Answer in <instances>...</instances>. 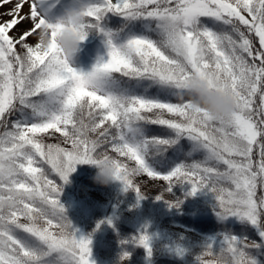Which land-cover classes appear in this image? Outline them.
<instances>
[{
  "label": "snow or ice",
  "instance_id": "obj_1",
  "mask_svg": "<svg viewBox=\"0 0 264 264\" xmlns=\"http://www.w3.org/2000/svg\"><path fill=\"white\" fill-rule=\"evenodd\" d=\"M79 2L88 5L84 38L102 33L108 49L88 72L38 40L47 20ZM9 14L0 23V264H94L91 239L77 236L60 196L77 165L102 161L141 198V175L167 182L166 192L185 182L191 195L210 189L222 221L255 230L258 239L208 238L197 264H262L264 0H18ZM25 20L32 27L10 35ZM193 77L233 96L231 118L193 110L183 98ZM149 125L170 135L150 136ZM184 140L186 158L202 160L169 156ZM139 243L150 255V237Z\"/></svg>",
  "mask_w": 264,
  "mask_h": 264
},
{
  "label": "trees",
  "instance_id": "obj_2",
  "mask_svg": "<svg viewBox=\"0 0 264 264\" xmlns=\"http://www.w3.org/2000/svg\"><path fill=\"white\" fill-rule=\"evenodd\" d=\"M161 98L165 99L163 96ZM147 130L150 136L170 135V131L162 126L149 125ZM157 131L162 132L159 134ZM181 143L182 151L179 154L175 151L169 153L177 162L203 159L201 153H193L192 157L186 158L185 154L192 151L193 145L187 140ZM125 162L132 164L131 161ZM81 167L76 176L70 175V179L77 178L82 187L77 195L92 203V197L88 194L94 192L97 201L104 203L107 210L104 214H97V219L105 218L110 222L105 241L107 247L110 249L121 243L124 251V255H110L112 264H197L196 257L207 241L204 237L211 236V233L219 235L220 232L233 230L231 232L236 235H248L252 239H258L252 233H247L251 226L238 218L230 217L222 221L217 215L218 202L214 207L210 203L201 202L200 196L190 194L192 185L187 182L176 184L171 192H166L167 182L141 175L134 181L143 192L141 198V194L133 188L125 190L120 181L116 180L108 185L96 182L94 177L98 169L95 165L82 164ZM162 195L164 198H158ZM198 198L199 204L203 203L205 207L194 204ZM175 202H179V207L173 206ZM143 235L150 237V255L148 249L139 243ZM180 249L183 254L178 251ZM183 257L186 261L181 260ZM260 260L264 264V256H260Z\"/></svg>",
  "mask_w": 264,
  "mask_h": 264
},
{
  "label": "rangeland",
  "instance_id": "obj_3",
  "mask_svg": "<svg viewBox=\"0 0 264 264\" xmlns=\"http://www.w3.org/2000/svg\"><path fill=\"white\" fill-rule=\"evenodd\" d=\"M18 0H9V2L5 3L4 0H0V23L7 22L13 18L12 15L9 13L15 8L16 3ZM29 12L28 4H25L23 9L20 12V15L23 16L24 14ZM113 22L118 23L116 19H113ZM31 20H25L21 22L17 27L10 31V35L13 37L19 36L21 32L26 29L32 27ZM29 42L35 43L32 38H29ZM81 52L75 59L73 66L79 70H83L85 72L91 71L97 61L103 57L105 61L109 59L108 57V49L105 44V37L102 33L97 31H91L85 41L81 45ZM154 94V93H153ZM166 100H171L173 102L174 98L170 96H166ZM172 118V117H168ZM162 131H157V133L161 134ZM57 138L59 134H56ZM82 164L76 166V170L71 174L76 176L78 172L82 169ZM75 181H77L75 179ZM82 189L79 182L74 183H67L63 185V192L60 196V201L63 204L64 208L66 209V214L70 221L73 224L75 229H78L77 236H83L91 239V249L92 255L91 259L94 261V264H112L110 259L108 260L104 254H102V246L104 245V241L108 232L109 222L106 221L105 218L97 219V214L106 212L107 208L105 207L103 202L97 201L95 198L94 192H89L88 194L92 197V203L85 200L84 197L77 195V192ZM210 192H206V189H203L196 193V195L200 196L201 202L210 203L211 207H214L215 203L218 202L215 194L208 189ZM258 191V195H259ZM199 198L197 202L194 204H198L201 207H205L206 205L203 203L199 204ZM213 211V210H212ZM214 214V211H213ZM251 229V227H250ZM100 230V231H99ZM224 231V230H223ZM233 231V230H231ZM250 231V232H249ZM247 231V233H252L253 237H256L255 230L251 229ZM226 232V231H225ZM237 232V231H235ZM223 232H220V234ZM211 236H205L204 238L210 237H217L218 234H210ZM182 261H186V258L183 257Z\"/></svg>",
  "mask_w": 264,
  "mask_h": 264
},
{
  "label": "clouds",
  "instance_id": "obj_4",
  "mask_svg": "<svg viewBox=\"0 0 264 264\" xmlns=\"http://www.w3.org/2000/svg\"><path fill=\"white\" fill-rule=\"evenodd\" d=\"M87 9L84 2L70 4L56 18L47 20L39 31L41 49L48 50L55 44L61 55L73 64L85 41L82 25L87 20ZM183 98L189 100L193 110L203 109L213 117L229 119L236 111V102L230 93L212 90L207 81L199 77L189 80ZM95 167L98 169L94 177L96 182L108 185L116 181V168L111 161H102Z\"/></svg>",
  "mask_w": 264,
  "mask_h": 264
}]
</instances>
